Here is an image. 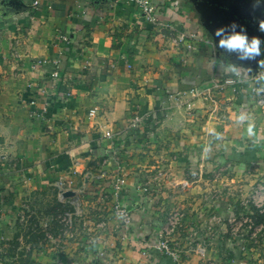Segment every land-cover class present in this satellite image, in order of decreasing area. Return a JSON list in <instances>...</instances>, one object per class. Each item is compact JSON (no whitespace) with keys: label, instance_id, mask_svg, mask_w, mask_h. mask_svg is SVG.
I'll list each match as a JSON object with an SVG mask.
<instances>
[{"label":"crops","instance_id":"0c3cea01","mask_svg":"<svg viewBox=\"0 0 264 264\" xmlns=\"http://www.w3.org/2000/svg\"><path fill=\"white\" fill-rule=\"evenodd\" d=\"M152 1L156 25L127 0H0V264H22L20 253L28 264H173L153 246L174 211L184 215L170 237L183 264H264V224L253 235L230 222L252 218V195L264 187V107L249 90L251 60L219 48L215 35L236 2L249 17L246 7L264 0ZM249 22L239 31L264 42ZM182 33L197 36L193 49L175 45ZM232 76L246 83L219 93L218 107L192 98ZM136 113L148 118L139 135L128 129ZM160 170L190 188L151 181ZM120 175L133 213L127 240L100 198ZM60 180L73 197L59 196ZM57 204L75 213L72 236L50 214Z\"/></svg>","mask_w":264,"mask_h":264},{"label":"built area","instance_id":"2783aa9c","mask_svg":"<svg viewBox=\"0 0 264 264\" xmlns=\"http://www.w3.org/2000/svg\"><path fill=\"white\" fill-rule=\"evenodd\" d=\"M136 4L143 17L154 25L159 23L157 8L154 6L152 0H127ZM197 36L194 34H186L182 33L178 35L174 39V43L177 47H187L189 49H193V42L197 40ZM67 41V38L65 39ZM58 62H56L57 64ZM59 74L57 71L53 73L54 78H58ZM248 82L250 83V93L253 95H260L257 105L259 107H264V68L259 67L256 71L251 72ZM246 81L241 77H224L219 78L215 77L210 80V82L203 87V89H195L191 91L192 98L200 97L205 101H210L212 105L218 107L217 95L219 93L224 92L227 89H233L234 91L240 90L242 85H244ZM176 100H178V96H175ZM187 108L189 110L192 109V103L190 100L185 102ZM98 115V110L96 108L91 109L89 112L90 118H95ZM147 117L141 114H134L131 116L129 120L128 129L131 134L139 135L141 131L144 129L143 127L146 125ZM106 138H112L111 131H107L105 133ZM105 173H101L99 179L105 178ZM156 180L157 182L161 181H170V186L172 189H176L177 191L185 192L190 188V183L184 179H180L168 175L166 171H158L155 178L151 179V181ZM126 178L123 176H117L114 178V182L110 187V190L102 189V193L100 194V198L102 201L110 200L111 201V212L114 218L118 221L119 230L122 235L123 240L128 239V232L133 225V213L131 208L128 205H125L122 201L123 192L126 187ZM56 187L59 191V196L64 197V193L67 192L68 189L67 182L60 180L57 182ZM143 191H148L146 186L141 187ZM252 202L254 206L264 214V187H260L256 190L254 195H252ZM76 214H79L77 211ZM74 216L75 213L67 212L62 217V222L65 227V233L70 234L72 236V229L74 227ZM183 213L180 211H174L167 219V223L165 228L158 233V242L153 248L159 251L161 254L169 257L173 264H183L182 262V253L181 250L174 246L170 240L171 235H173L177 229L181 226V222L183 220ZM230 222L233 224L234 229L238 230L244 225L248 226L250 229H254V234L257 235L261 227L255 226L253 219L251 217H243L238 219L233 216L230 218ZM97 228L101 231L106 230L107 223L106 221H100L97 223ZM151 248V247H150ZM198 256L201 259L207 258V251L203 246H199L197 249Z\"/></svg>","mask_w":264,"mask_h":264},{"label":"clouds","instance_id":"9594fccd","mask_svg":"<svg viewBox=\"0 0 264 264\" xmlns=\"http://www.w3.org/2000/svg\"><path fill=\"white\" fill-rule=\"evenodd\" d=\"M236 25L232 24L228 28H218L215 35L219 37L218 47L225 50L228 53H235L240 60H254L256 57L262 54L261 45L262 42L258 37L253 36L249 39L246 32L241 29L239 32L236 31ZM259 30L264 32V20L259 22ZM260 65L264 68V63L260 61ZM230 67L236 68L231 65ZM248 119L247 114L241 112L237 117L238 122H245ZM254 125L249 124L247 128L248 135L254 136L253 131Z\"/></svg>","mask_w":264,"mask_h":264},{"label":"water","instance_id":"95a60500","mask_svg":"<svg viewBox=\"0 0 264 264\" xmlns=\"http://www.w3.org/2000/svg\"><path fill=\"white\" fill-rule=\"evenodd\" d=\"M235 5L236 6H233L232 8H230L231 10L229 9V11H224L225 19H223V20H224L225 24L218 25L217 26L218 28H222V27L223 28H228L230 25L235 24L237 26L236 27V31L239 32V28H242L243 26H246V27L248 26V24H247L248 20L250 21L249 23H251V24L254 23V21L256 19V18H254L255 15H258L260 17V15H262L261 11L264 10V5H261L257 9L252 7V6H247L248 8L246 7V9H247V11L250 14V16L248 17V14H246V13H244V12L239 10L240 9L239 7L242 6L241 2H236ZM235 9H237V12L235 11ZM234 13H236V15L238 17L236 20L234 19L235 18L234 15H233ZM260 20L261 21L263 20V16H261ZM260 20L258 18V22L255 21L254 24H255L256 27H259ZM256 30H257L256 32L259 31V29H257V28H256ZM254 33H252L251 38L253 36H255ZM260 57H261V55L256 57V59L251 60L250 63H249V65L252 66L253 71H256L259 68ZM74 195H75L74 192L69 191V192L64 193L63 196L64 197H73Z\"/></svg>","mask_w":264,"mask_h":264},{"label":"trees","instance_id":"16d2710c","mask_svg":"<svg viewBox=\"0 0 264 264\" xmlns=\"http://www.w3.org/2000/svg\"><path fill=\"white\" fill-rule=\"evenodd\" d=\"M101 162V161H100ZM68 208L61 205V204H57V206H53V208L50 209V214H52L54 217L57 218L58 220V216H63L67 211ZM252 210V219L255 225H259V224H264V214L261 213L256 207H251ZM57 222V221H56ZM39 231V230H38ZM28 233H31L30 231ZM38 237L39 235H35L33 234V237ZM41 236V235H40ZM43 236V234H42ZM19 236H16L14 238V240L10 243V252L11 251H15L17 250V248L20 246V241L18 239ZM33 241V240H32ZM31 242V240H30ZM24 253H20V262L22 264H28L29 263V255L26 256V258H24Z\"/></svg>","mask_w":264,"mask_h":264},{"label":"rangeland","instance_id":"374dc122","mask_svg":"<svg viewBox=\"0 0 264 264\" xmlns=\"http://www.w3.org/2000/svg\"><path fill=\"white\" fill-rule=\"evenodd\" d=\"M42 200H44L43 198H42ZM49 200V199H48ZM51 200V199H50ZM39 201V200H38Z\"/></svg>","mask_w":264,"mask_h":264}]
</instances>
